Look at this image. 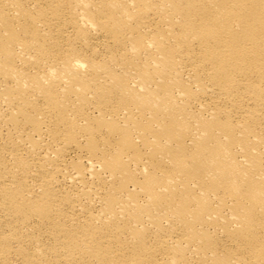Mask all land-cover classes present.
Returning <instances> with one entry per match:
<instances>
[{
	"label": "bare ground",
	"instance_id": "bare-ground-1",
	"mask_svg": "<svg viewBox=\"0 0 264 264\" xmlns=\"http://www.w3.org/2000/svg\"><path fill=\"white\" fill-rule=\"evenodd\" d=\"M0 264H264V0H0Z\"/></svg>",
	"mask_w": 264,
	"mask_h": 264
}]
</instances>
